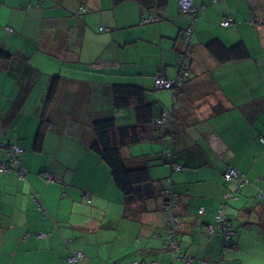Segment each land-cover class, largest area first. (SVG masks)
I'll return each mask as SVG.
<instances>
[{
  "label": "crops",
  "instance_id": "0c3cea01",
  "mask_svg": "<svg viewBox=\"0 0 264 264\" xmlns=\"http://www.w3.org/2000/svg\"><path fill=\"white\" fill-rule=\"evenodd\" d=\"M194 4L191 75L174 92L157 89L155 77L178 73V38L189 24L179 0H0V49L11 55L0 59V165L6 138L27 168L24 178L0 173V264H185L166 243L162 200L128 202L92 149L95 121L138 123L134 105L115 106L117 84L144 88L152 116L171 119L122 153L128 166L159 158L149 168L157 185L171 176L180 254L192 264H264V6ZM149 14L161 21L141 24ZM211 43H242L248 56L223 60ZM169 151L180 169L164 162ZM229 168L250 179L239 192L224 178ZM221 207L234 230L229 246ZM77 251L84 255L69 261Z\"/></svg>",
  "mask_w": 264,
  "mask_h": 264
},
{
  "label": "trees",
  "instance_id": "16d2710c",
  "mask_svg": "<svg viewBox=\"0 0 264 264\" xmlns=\"http://www.w3.org/2000/svg\"><path fill=\"white\" fill-rule=\"evenodd\" d=\"M262 3L264 6V0H262ZM81 11L86 12L87 8L81 7ZM149 15H155V14H149ZM152 23H156V22H152ZM152 23H149V24H152ZM8 29L12 30L11 28H8ZM100 29L101 31H110L109 28L102 27ZM182 32H181V36H182ZM210 46L212 48V51L220 55L223 60L245 58L248 56L247 48L242 43H237L231 48H227L222 43H217V45H214L213 43H211ZM181 51L182 49H180L178 57ZM190 51L192 54V44L190 46ZM10 56L11 55L8 52L0 49V59L6 60ZM177 61L178 59L176 60L175 67L177 68V71H178L177 75H178L179 68L177 66ZM190 75H191V71H190ZM53 77L54 78L51 82L50 90L47 96L48 102H50L53 99L55 92H56L57 85H58L59 76L54 75ZM189 77L185 80V83L189 79ZM156 88L160 90H166V91L171 90L174 92H180V90H182L183 87L172 86L170 88H165V87L156 86ZM113 99H114L115 106L119 109H125L129 107L130 105L131 106L134 105V109L138 117V123L132 126L120 127L117 125L116 120L114 118H107V119L95 121L92 126L94 130V134H95V141L92 144V149L94 150V152L100 155L104 159V161L109 165L116 186L121 191V193H123V195L126 197V200L128 202L138 201L140 199H159L160 198L162 200V207L165 213L164 219H165L166 229H167L166 243L168 246L171 247V244H170L171 241L169 238L170 233H169L168 225L166 221V210L165 209L167 206H169L172 203L171 202L172 200L176 202V208H178V201H179L178 195L172 189L171 176L164 177V179L161 180L160 185L158 184L159 185L158 186L157 184L153 183V181L151 180L149 168L152 165H157V162L160 160L159 158H156V156L152 158L142 157L137 161L135 165L128 166L126 164V160L124 159V156L122 153V149L125 146L139 143L144 138V135H152L151 132L154 131L153 127L161 125L157 123V120L162 119L165 113L163 116L156 117V118L152 116V109L146 101L145 89L140 86L130 85V84H117L114 87ZM166 116H167V113H166ZM167 118H168V122L166 123L169 124L171 122V119L168 116ZM42 138H43V132L40 129L37 135V140L41 141ZM7 141L10 142L9 140ZM260 141H261V138H260ZM168 153L171 154L170 157L166 156V154ZM168 153L164 154V160H165L164 162L174 167L181 168V166H179V164H177L174 161V157L172 153L170 151ZM17 158L20 160V166L25 168V175L21 177L18 174V172L16 170L15 171L21 178H24L27 174V168L25 167V165L22 164V160L19 157V154ZM10 170H14V169H10ZM219 210L217 211V214ZM177 216L179 217V220H180L179 214H177ZM226 218H227L228 228L231 229L234 233V230L232 229V225H231V220L227 216ZM180 223H181V220H180ZM181 226H182V223H181ZM218 227L220 228L219 225ZM230 243H231V239L229 241V245ZM79 252H82V251L73 252L72 254L68 256V258L72 256L73 254L79 253ZM173 256H174V259L182 260L185 262V264H187L188 257H186L184 254L175 253L173 254ZM80 258L77 261H74V263L78 262ZM193 261H194V258H193ZM129 264H143V262L133 261V262H130ZM153 264H157V263L154 262Z\"/></svg>",
  "mask_w": 264,
  "mask_h": 264
},
{
  "label": "built area",
  "instance_id": "2783aa9c",
  "mask_svg": "<svg viewBox=\"0 0 264 264\" xmlns=\"http://www.w3.org/2000/svg\"><path fill=\"white\" fill-rule=\"evenodd\" d=\"M219 1L223 0H213V4H217ZM179 7L182 13L187 15L189 17V24L185 28V30L182 32V42L184 44V48H182V51L178 57L177 66L179 68V74L174 79H168L161 75H157L155 77V84L157 87H165L170 88L172 86L176 87H183L185 84V80L189 77L190 71L192 68V54L190 51V46L192 44V39L194 36V33L196 31L197 22H198V16L200 14L201 8L196 6L194 4V0H179ZM161 21V17L157 15H148L146 17H143L141 19L142 24H149L152 22H159ZM233 22V19L230 17L225 18L221 21L222 26H229ZM168 122V118L166 114L163 116L162 119H158V124H165ZM5 137V135H4ZM262 143H264V138L261 137ZM6 152L9 156V159L1 166L0 165V173L6 172L10 169H14L18 172V174L23 177L25 175V168L20 166V160L17 158L18 154L22 151V148H20L18 145L10 144L7 139L5 138V142H3ZM170 153H168V157H170ZM180 169V167L178 168ZM225 179L235 180L237 187L236 191L238 192L243 186L250 183L249 178L246 174L240 173L235 168H230L225 172L224 175ZM260 197H263L262 194H260ZM172 203L166 207V221L168 225L169 230V238L171 241V246L176 254H180V249L177 245V233L179 232L181 228V223L179 220V217L175 213L176 209V202L174 200L171 201ZM200 213H203L204 210L201 209L199 211ZM217 224L220 226V230L224 234V243L225 246H229V241L231 237L233 236V231L228 228L227 225V218L224 212V209L221 208L216 215ZM81 256H83L82 252L75 253L72 256L68 258L69 261L74 262L77 261ZM193 259L187 260V264H192Z\"/></svg>",
  "mask_w": 264,
  "mask_h": 264
},
{
  "label": "rangeland",
  "instance_id": "374dc122",
  "mask_svg": "<svg viewBox=\"0 0 264 264\" xmlns=\"http://www.w3.org/2000/svg\"><path fill=\"white\" fill-rule=\"evenodd\" d=\"M220 23H221V21H220ZM102 25L104 26V27H108V25H106V24H104V23H102ZM152 25V24H151ZM146 26V25H145ZM150 26V25H149ZM178 40H179V42H181V48H184V44H183V42H182V38L180 39V38H178ZM178 59V58H177ZM105 103V102H104ZM106 105H107V103H106Z\"/></svg>",
  "mask_w": 264,
  "mask_h": 264
}]
</instances>
